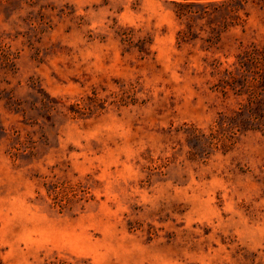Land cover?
Instances as JSON below:
<instances>
[{
	"label": "rangeland",
	"instance_id": "rangeland-1",
	"mask_svg": "<svg viewBox=\"0 0 264 264\" xmlns=\"http://www.w3.org/2000/svg\"><path fill=\"white\" fill-rule=\"evenodd\" d=\"M0 264H264V0H0Z\"/></svg>",
	"mask_w": 264,
	"mask_h": 264
}]
</instances>
